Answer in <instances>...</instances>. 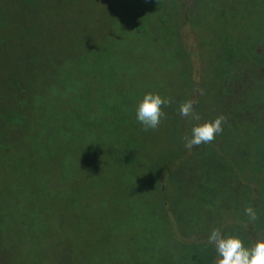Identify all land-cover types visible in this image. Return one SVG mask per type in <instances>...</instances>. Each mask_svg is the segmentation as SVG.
<instances>
[{
  "label": "rangeland",
  "instance_id": "1",
  "mask_svg": "<svg viewBox=\"0 0 264 264\" xmlns=\"http://www.w3.org/2000/svg\"><path fill=\"white\" fill-rule=\"evenodd\" d=\"M35 1L37 6L25 15L27 27L35 26L28 45L37 43V59L43 54L45 61L52 53L40 51L54 43L64 82L51 89L35 86L41 98L27 122L31 145L19 150V159L11 153L0 160V211L6 212L0 222L1 245L9 250L14 244L20 247L16 250L30 248L35 259L28 262L25 255V264H117L131 254L117 235L132 207L152 200L144 194L145 186L154 180L155 158L164 151L174 107L193 93L189 64L202 90H212L209 99L205 93L201 96L202 106L210 104L219 112L224 95L229 94L224 85L229 83L233 90H245L238 99L245 100L247 93L254 100L257 91L250 65L255 68L257 62L251 56L255 41L241 36L236 42L232 24L258 19L249 15L244 23L240 18L224 23L217 14L224 2L201 0L197 13L202 27H191L186 16L180 21V52L169 36L176 32L178 10L183 6L188 10L193 0H182L183 6L181 0ZM221 48L236 53V59L223 77H214L218 59L227 56ZM148 92L172 101L162 106L166 116L154 130H145L135 113L137 102ZM200 98H193V107ZM246 110L254 114L249 106ZM182 118L189 134V119ZM258 128L224 127L227 140L234 142L233 150L219 152L227 149L230 155H238L247 150L251 158L258 153L262 160L264 136L257 137L262 135ZM229 180H221L219 186L226 187ZM227 191L235 196L232 189L226 187ZM42 210L53 233L44 241L38 226L33 228ZM36 213L40 214L34 218ZM166 213L176 239L207 242L196 235L182 236L170 210ZM20 220L24 225L17 224ZM21 236L29 239L24 242ZM142 256L150 262L145 248ZM1 257L0 246V264H4Z\"/></svg>",
  "mask_w": 264,
  "mask_h": 264
},
{
  "label": "trees",
  "instance_id": "2",
  "mask_svg": "<svg viewBox=\"0 0 264 264\" xmlns=\"http://www.w3.org/2000/svg\"><path fill=\"white\" fill-rule=\"evenodd\" d=\"M215 1L224 2L221 11L217 12L218 19L224 23L239 18L244 23L249 15L258 19L255 23L240 26L232 24L236 26L233 30L236 42L243 38L241 36H250L248 39L255 41L254 48L251 49L254 53L253 55L251 53V56L257 62L254 64L255 68L250 65V70L253 71L254 77L253 90L257 92L254 100L248 99L247 93L243 100L245 90L240 88L233 90L229 83L224 85L229 94L224 95L219 112L210 104L207 105L210 107H204L201 96L205 93L204 96L209 99L212 90H202L203 85L200 84V80H194L191 69L189 71V64L187 76L191 78L189 84L193 90L189 100L191 97L192 100L194 97H201L194 106L201 122L223 115L226 121L224 124H227H223V128L230 125L234 130L240 131L243 125L249 129L259 127L258 130L262 135L260 133L256 135L258 138H263L264 53L262 55L261 48L264 49V7H262L264 0ZM37 4L35 0H0V160L13 155L19 159V150L31 145L27 137L28 131L26 133L27 122L31 109L41 98L40 93H35V86L45 85L51 89L64 82V76H61L62 66L56 63L57 54L52 50L54 43L40 51L45 52L44 54L52 53L45 61L42 58L43 54L41 56L39 54L37 59V52H39L37 43L28 45L29 36L35 33V26L27 27L28 25L24 23L27 19L25 15L29 14L30 9ZM200 4L203 5L201 0H193V6H190L188 10L185 9L184 4H182L183 7L181 6V12L178 10L176 32L171 33L169 38L177 42L180 52L183 45L179 38L180 21L186 16L191 27L196 28L200 25L197 13ZM201 45H203L202 42ZM62 52L67 53L65 50ZM221 52L227 56L218 59L214 77H223L233 67L236 59V53L232 54L222 48ZM79 57L73 56V58ZM232 95L236 98L233 101H231ZM238 95L242 97L239 96L238 99ZM179 106L180 104L177 103L174 107L171 130L167 141L162 145L164 151L158 153L159 155L155 158V170L152 172L155 176L154 180L145 186L144 194H149L152 200L141 201L132 207V215L127 224L119 233L117 232L120 243L131 249L130 256L117 264H214L215 248L208 242H184L176 239L167 218L166 209L170 210L178 232L185 237L196 235L202 239L207 238L213 228H218L222 233L237 235L245 246H248L254 241V237L264 236V155L262 160L258 159V153L251 158L245 150L231 156L227 149L233 150L231 147L234 142L227 140L224 130L216 135L212 143L201 144L189 151L183 140L187 132ZM247 106L254 114L246 110ZM188 119L190 123L187 129H191L196 121ZM224 148L227 149L221 154L219 150ZM11 153L13 155H10ZM90 157L92 155L88 156V159H91ZM163 174L166 175L165 180L162 179ZM233 175H235L234 179ZM221 180H229L230 183L227 182L226 187L228 190L232 189L236 197L232 192H225V186H219ZM250 182H254V185ZM221 197L222 199H219ZM249 205L256 210L258 217L251 224L248 223V216L244 211ZM40 213L42 214L39 221L36 217ZM40 213L34 216L37 225L33 224V228L38 226V231L43 235L39 238L44 241L53 233L49 222L45 219V212L42 210ZM4 216L6 212L0 211V222ZM17 224L24 225V220L17 221ZM21 230L24 231V229ZM12 233L13 236L18 235L16 232ZM26 235L29 237L30 233L27 232ZM27 236H21V238L24 239ZM0 237H3L1 229ZM27 239H24V242ZM0 246L4 264H25L23 261L25 255L27 261L28 258L35 259L30 248L16 250L20 247L14 244L9 250L1 245V241ZM143 248L149 253L151 258L149 263L142 256ZM34 259L28 262H33Z\"/></svg>",
  "mask_w": 264,
  "mask_h": 264
},
{
  "label": "clouds",
  "instance_id": "3",
  "mask_svg": "<svg viewBox=\"0 0 264 264\" xmlns=\"http://www.w3.org/2000/svg\"><path fill=\"white\" fill-rule=\"evenodd\" d=\"M171 103V99L163 98L159 94L145 93L135 106L136 119L145 130H154L159 127L161 118L166 116L162 106ZM194 103L193 100H186L179 106L181 116L196 121L190 133L183 137L185 147L189 151L201 144L212 143L216 135L222 133V126L226 122L223 115L201 122L200 116L194 110ZM244 211L248 216L249 224L258 219L256 210L252 206H246ZM207 242L215 248L214 264H264V236L256 238L250 245L245 246L237 235L222 233L220 229L213 228L207 236Z\"/></svg>",
  "mask_w": 264,
  "mask_h": 264
}]
</instances>
